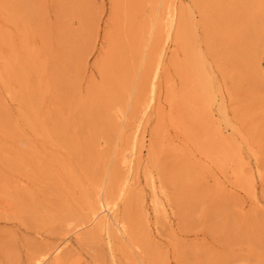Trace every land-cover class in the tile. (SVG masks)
Listing matches in <instances>:
<instances>
[{"label": "rangeland", "instance_id": "1", "mask_svg": "<svg viewBox=\"0 0 264 264\" xmlns=\"http://www.w3.org/2000/svg\"><path fill=\"white\" fill-rule=\"evenodd\" d=\"M171 9L216 86L208 106L186 100L180 127ZM14 152L37 181L8 171ZM0 187V264L56 246L41 264H264V0H0ZM83 194L115 202L124 234L91 221Z\"/></svg>", "mask_w": 264, "mask_h": 264}, {"label": "bare ground", "instance_id": "2", "mask_svg": "<svg viewBox=\"0 0 264 264\" xmlns=\"http://www.w3.org/2000/svg\"><path fill=\"white\" fill-rule=\"evenodd\" d=\"M172 10V9H171ZM206 20L208 21L207 17H205V23ZM167 24L169 25V29L171 30L172 27H179L177 33H175V41L178 42L182 52H183V58L182 63L180 64L176 59L177 57L172 58L173 64L176 68V71H181L182 76V84H183V91L179 92L176 90V88L169 86L166 91V101L168 103V114L169 116L167 119L171 121L173 124H176L177 127L181 126L182 124H187L188 122L185 120L187 117V114L189 110L187 108L185 109L184 105L186 100L191 99L193 101V97L196 96L195 102L203 103V105L208 106L213 101H215V92H216V86H215V78L211 74L206 62L202 58V56L196 52L194 45H193V31L191 29V19L189 17L187 18H178L175 9L170 11L169 17L167 19ZM162 53V52H161ZM160 53V55H161ZM28 59V58H26ZM160 61L158 59L157 64L155 65L151 80H150V90H149V96L146 100H144V103L142 104V107L140 108L139 114L140 116V122L148 113V111L151 109L155 102V92H156V82L159 77V64ZM178 91V92H177ZM183 96V97H182ZM110 104H112L109 101ZM204 107V106H203ZM206 115V113H205ZM179 117L181 119H179ZM182 119H184L182 121ZM28 121V120H27ZM105 122L109 125L110 120L105 119ZM29 125L34 127L36 126V121L34 120L32 123L28 121ZM140 123L135 128V135L134 138L136 140L137 132L139 131ZM111 128V127H110ZM62 131V130H61ZM208 135L214 137V139L217 141V144L215 146H211V148L216 152L222 159V161H225L230 156H232L234 153L233 150H231L225 142H221V134L220 131H214L213 134H210L209 132H206ZM134 140V141H135ZM135 148V144L133 143L132 149ZM228 148L230 150H228ZM132 153L128 156L127 155H121L119 158L120 162L128 163L127 168H131V157ZM5 159L7 161L8 165V171L10 173H16L23 172V175L28 176L35 182L37 181V178L32 175V172L30 168L32 167V161L33 158L27 154L25 156L24 154L20 153H7L5 156ZM30 170V171H29ZM14 178V177H11ZM126 181V177H125ZM127 182L122 183L119 189V195L123 194L126 190ZM1 188V187H0ZM3 191L0 189V192ZM22 191V190H21ZM20 203L25 208H30V210H33L36 205L32 203V196L29 194H26L25 192H20L17 194ZM82 196V195H81ZM11 198V197H10ZM82 199L87 207V209L91 212V221H98V223L103 226L107 225V228L110 230H115L120 232L121 234H124L122 228L119 226V223L115 219V209H116V203L113 202L110 204V201L101 194H98L96 197H91L86 194H83ZM118 222V223H117ZM114 225L116 226L115 229L113 228ZM59 246H56L51 252L44 251L41 252L40 255H38L35 258H31V262L33 264H41L42 261H44L48 254L52 255L56 258L59 256Z\"/></svg>", "mask_w": 264, "mask_h": 264}]
</instances>
